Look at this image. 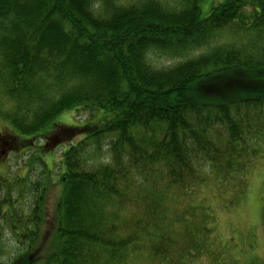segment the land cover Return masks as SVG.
Wrapping results in <instances>:
<instances>
[{
	"label": "trees",
	"instance_id": "1",
	"mask_svg": "<svg viewBox=\"0 0 264 264\" xmlns=\"http://www.w3.org/2000/svg\"><path fill=\"white\" fill-rule=\"evenodd\" d=\"M199 1L0 0V161L28 154L0 166V264L206 251L203 191L236 201L264 147V0ZM68 108L86 118L41 131ZM36 148L61 149L51 220Z\"/></svg>",
	"mask_w": 264,
	"mask_h": 264
},
{
	"label": "rangeland",
	"instance_id": "2",
	"mask_svg": "<svg viewBox=\"0 0 264 264\" xmlns=\"http://www.w3.org/2000/svg\"><path fill=\"white\" fill-rule=\"evenodd\" d=\"M221 1L223 0H200L198 6L200 16L203 17L210 6ZM150 58L157 65L175 60L154 53L150 54ZM73 113L71 108L65 109L54 116L41 131L45 129L49 131L55 124L77 125L75 123H80L86 118V116L77 118ZM99 113L100 111L96 115ZM88 122L94 123L95 119ZM3 129L11 131L12 128L9 121L0 119V131ZM39 143L38 139L37 144ZM60 151V148L52 153L37 150V148L34 150V153L45 162L46 190L43 206L46 208L44 214L50 218L48 220H51V211L60 190L63 189V184L59 181L63 169L60 162ZM5 156L6 161H0L3 170L8 167L12 172L25 170L24 165L23 168L21 165L28 154L17 156L14 152L9 151ZM0 172L3 171L0 170ZM247 173L246 189L233 203H227L226 199L218 198L209 189L203 191V195L206 197L204 202L211 211L210 221L207 224L210 230L205 243L206 251L202 252L198 259L194 258L196 259L194 260L195 264H264V147ZM54 178L57 181L53 182ZM198 200L199 197L195 199V202L198 203ZM43 234L41 235L42 241H46L49 236L45 232ZM138 252L129 254L124 264H157L151 261L145 253L138 254ZM9 258L7 255L0 254V263L7 262Z\"/></svg>",
	"mask_w": 264,
	"mask_h": 264
}]
</instances>
